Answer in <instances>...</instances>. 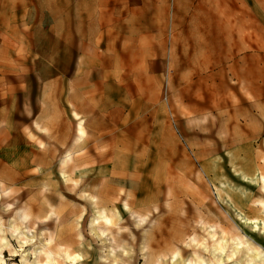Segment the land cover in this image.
<instances>
[{"label":"rangeland","instance_id":"rangeland-1","mask_svg":"<svg viewBox=\"0 0 264 264\" xmlns=\"http://www.w3.org/2000/svg\"><path fill=\"white\" fill-rule=\"evenodd\" d=\"M258 155L264 0H0V264H264Z\"/></svg>","mask_w":264,"mask_h":264},{"label":"bare ground","instance_id":"bare-ground-1","mask_svg":"<svg viewBox=\"0 0 264 264\" xmlns=\"http://www.w3.org/2000/svg\"><path fill=\"white\" fill-rule=\"evenodd\" d=\"M247 157H248V155H247ZM240 168H244V169H238V171L241 172L242 178L250 179V181L257 183L259 185V187L264 191V158L263 157L258 155L257 157H255L254 161H253V159L249 158V160L247 159L246 165L242 166V167L240 166ZM212 180L215 182H219L216 177H213ZM219 184L221 186L220 182H219ZM218 189L221 192V189L220 188H218ZM243 219H244V217H243ZM20 236H23L25 239H28L25 234H21ZM245 242H246V244H249L247 241H245ZM216 245H217V247L215 248L214 256L216 257L215 258L216 261H220L223 253L225 252L227 241L220 239L217 241ZM203 249L206 250V247L203 246ZM247 251L251 257L255 255L260 260H264V253L260 252L257 248L253 247L251 249V247H248ZM238 254H239V249L236 246H233L230 256L237 259ZM194 258L196 259L197 264H204V262H205L204 259L201 258V256L197 253L194 254ZM240 261L241 260H238V262H240ZM24 262L27 263V259H24ZM28 264H41V263L39 261H31ZM49 264H54V263H49ZM205 264H214V262H207Z\"/></svg>","mask_w":264,"mask_h":264},{"label":"crops","instance_id":"crops-1","mask_svg":"<svg viewBox=\"0 0 264 264\" xmlns=\"http://www.w3.org/2000/svg\"><path fill=\"white\" fill-rule=\"evenodd\" d=\"M253 1H257V0H253ZM256 92L254 90H252V92H250V99L248 98V100L250 101L251 99L257 100V97L255 96Z\"/></svg>","mask_w":264,"mask_h":264}]
</instances>
